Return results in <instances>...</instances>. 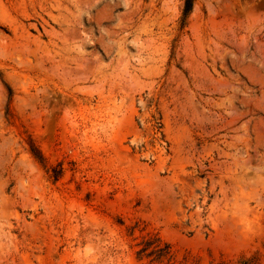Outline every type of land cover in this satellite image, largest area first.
Listing matches in <instances>:
<instances>
[{
	"label": "rangeland",
	"instance_id": "374dc122",
	"mask_svg": "<svg viewBox=\"0 0 264 264\" xmlns=\"http://www.w3.org/2000/svg\"><path fill=\"white\" fill-rule=\"evenodd\" d=\"M183 3L0 0V264H264V0Z\"/></svg>",
	"mask_w": 264,
	"mask_h": 264
},
{
	"label": "trees",
	"instance_id": "16d2710c",
	"mask_svg": "<svg viewBox=\"0 0 264 264\" xmlns=\"http://www.w3.org/2000/svg\"><path fill=\"white\" fill-rule=\"evenodd\" d=\"M194 1L195 0H184L183 8H182L181 22H180L181 27L183 26L184 21L186 20L187 16L191 12ZM156 250H158V249H156Z\"/></svg>",
	"mask_w": 264,
	"mask_h": 264
}]
</instances>
